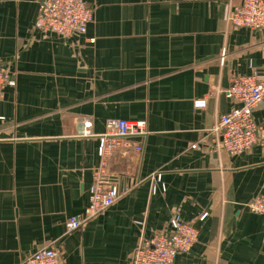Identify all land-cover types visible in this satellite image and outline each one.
<instances>
[{
    "label": "crops",
    "instance_id": "crops-1",
    "mask_svg": "<svg viewBox=\"0 0 264 264\" xmlns=\"http://www.w3.org/2000/svg\"><path fill=\"white\" fill-rule=\"evenodd\" d=\"M85 2V34L62 38L34 29L39 0H0V62L15 81L0 103V264L51 243L62 264H130L175 212L198 237L174 264H264V213L246 207L264 196V156L218 152L210 131L236 106L224 95L232 78L264 75L260 33L228 25L229 0ZM108 119L146 121V137L125 140L108 167L140 183L68 233Z\"/></svg>",
    "mask_w": 264,
    "mask_h": 264
},
{
    "label": "built area",
    "instance_id": "built-area-1",
    "mask_svg": "<svg viewBox=\"0 0 264 264\" xmlns=\"http://www.w3.org/2000/svg\"><path fill=\"white\" fill-rule=\"evenodd\" d=\"M93 19L91 8L85 0H39L34 29L43 35L53 34L69 38L85 34L88 24ZM227 23L232 28H246L260 33L262 53L264 54V0H229ZM89 42H93L92 39ZM13 74L0 62V103L5 88L13 87ZM228 100L236 106L221 114L211 128L214 137L213 148L229 155H238L257 147L264 156V75L235 76L230 86L224 91ZM205 101L194 103L195 108H203ZM261 107L263 118L258 122L255 110ZM90 123L84 124L83 135H90ZM148 134L145 120L108 119L104 132L98 136L99 165L93 171L89 190L88 205L81 216L68 218L66 231H76L91 219L106 212L118 198L127 193L140 181L135 178H113L108 167L117 163L115 155L127 139H144ZM142 151V143L134 146V152ZM163 188L161 174L151 176ZM155 187H153V191ZM249 212L264 213V196L257 194L247 204ZM207 213L198 220L203 221ZM198 230L189 222L183 221L175 212L163 232L150 238H140L132 252L130 264H174L178 254L188 252L197 241ZM16 264H62L54 243L37 250Z\"/></svg>",
    "mask_w": 264,
    "mask_h": 264
}]
</instances>
